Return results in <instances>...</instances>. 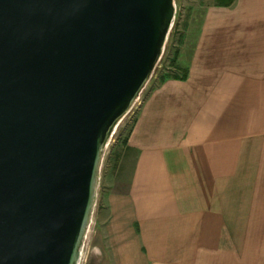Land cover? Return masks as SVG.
<instances>
[{"label":"water","instance_id":"1","mask_svg":"<svg viewBox=\"0 0 264 264\" xmlns=\"http://www.w3.org/2000/svg\"><path fill=\"white\" fill-rule=\"evenodd\" d=\"M175 17V0H0V264H79Z\"/></svg>","mask_w":264,"mask_h":264},{"label":"crops","instance_id":"2","mask_svg":"<svg viewBox=\"0 0 264 264\" xmlns=\"http://www.w3.org/2000/svg\"><path fill=\"white\" fill-rule=\"evenodd\" d=\"M111 154L97 216L112 264H264V0L203 6Z\"/></svg>","mask_w":264,"mask_h":264},{"label":"rangeland","instance_id":"3","mask_svg":"<svg viewBox=\"0 0 264 264\" xmlns=\"http://www.w3.org/2000/svg\"><path fill=\"white\" fill-rule=\"evenodd\" d=\"M209 3L217 4V0H175L176 17L161 60L156 66L152 77L140 93L138 100L118 125L106 148L100 170L94 214L79 264H112L104 243L105 237L102 233L103 231L99 230L97 222L102 197L106 191L109 164L112 163V157L110 156L116 149L121 148L122 142L126 138L134 120L137 107L146 93L160 83L161 77L174 72V66L178 65L177 58L184 40H187L190 36H194L199 25L203 6Z\"/></svg>","mask_w":264,"mask_h":264},{"label":"trees","instance_id":"4","mask_svg":"<svg viewBox=\"0 0 264 264\" xmlns=\"http://www.w3.org/2000/svg\"><path fill=\"white\" fill-rule=\"evenodd\" d=\"M234 0H217V5H224L229 6L233 3ZM172 74H167L163 77H161L160 82L167 78H174V79H180L183 80L187 76V70L185 68L180 67L179 65L174 66V72H171ZM123 144L126 143V138L122 142Z\"/></svg>","mask_w":264,"mask_h":264}]
</instances>
